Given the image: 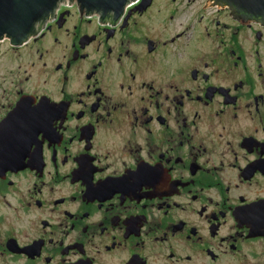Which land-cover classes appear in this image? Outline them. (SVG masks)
I'll use <instances>...</instances> for the list:
<instances>
[{"label":"flooded vegetation","instance_id":"1","mask_svg":"<svg viewBox=\"0 0 264 264\" xmlns=\"http://www.w3.org/2000/svg\"><path fill=\"white\" fill-rule=\"evenodd\" d=\"M214 3L0 40V264H264V23Z\"/></svg>","mask_w":264,"mask_h":264},{"label":"water","instance_id":"2","mask_svg":"<svg viewBox=\"0 0 264 264\" xmlns=\"http://www.w3.org/2000/svg\"><path fill=\"white\" fill-rule=\"evenodd\" d=\"M62 0H0V40L7 38L13 46H21L38 34V25L54 15ZM88 12L121 14L129 0H76ZM227 6L231 15L241 21L264 23V0H215L214 5ZM13 156H0V176L7 171L24 168L20 148Z\"/></svg>","mask_w":264,"mask_h":264},{"label":"rangeland","instance_id":"3","mask_svg":"<svg viewBox=\"0 0 264 264\" xmlns=\"http://www.w3.org/2000/svg\"><path fill=\"white\" fill-rule=\"evenodd\" d=\"M5 209H4V207H1V210H0V212H3Z\"/></svg>","mask_w":264,"mask_h":264}]
</instances>
